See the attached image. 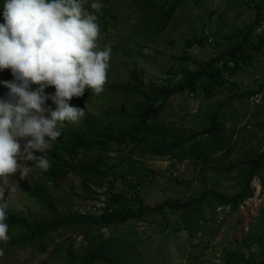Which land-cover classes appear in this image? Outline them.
Segmentation results:
<instances>
[{"label": "rangeland", "instance_id": "obj_1", "mask_svg": "<svg viewBox=\"0 0 264 264\" xmlns=\"http://www.w3.org/2000/svg\"><path fill=\"white\" fill-rule=\"evenodd\" d=\"M93 2L100 3V9H104L103 24L108 26L107 29L99 22V10L91 8ZM82 3L86 11L97 16L96 22L100 27L97 41L99 48L101 50L105 47L111 48L107 80L100 94H94L86 88L82 96L73 97L69 101L70 105L83 109L84 115L75 123L67 120L58 122L57 129L60 124L77 126L88 113L102 122L129 125L135 119L133 107L138 98L133 95L127 96L128 94L125 95L121 91H113L109 88L110 84L115 82L136 84L131 73L136 65L143 68L144 83L148 79H153L161 85L169 77L167 75L169 68L179 63V59L183 57L187 39L204 37L202 44H195L187 51L190 58L200 62L212 60L243 41L256 17L254 6L256 4L262 6L264 0H181L175 16L159 33L149 31L152 22L149 15L143 23L141 22L142 14L133 5V0H82ZM257 26L258 28L252 32L250 45L254 42L258 44L262 33L264 36L263 24ZM144 29L145 31H142ZM248 51L254 55L251 64L246 63L243 69L224 75V81L213 90L211 97H207L203 92L195 95L189 91L177 94L169 99L161 114V117L164 116L161 120L167 119L168 122L174 123L170 135H189L202 124L210 123V115L218 109L228 136L233 135L228 149L218 153V157L227 158L223 160L227 164L252 155V148L259 142L264 149V97L261 99L262 104L258 105L256 99H253L254 95L238 96L251 88L257 89L261 84L264 85V45L261 50L248 46ZM163 55L166 58L163 59ZM182 64L185 68H193L195 65L190 61ZM6 74L12 76L11 70H7L6 73L0 71V76ZM37 87L38 85H35V89ZM44 91L51 96L55 93V88L48 86ZM44 106L53 110L56 107L51 99H48ZM121 113H126L124 118L121 117ZM130 115L133 116L131 120ZM20 142L23 146L25 141ZM115 149L114 147L110 152V164L116 161L118 152ZM34 155H44L49 163L51 161L46 152L34 150ZM123 155L124 153L120 157ZM132 157L135 162L130 164L135 167L134 170L125 163L124 166L114 167L113 173H123L129 176L128 179L135 176L136 180L137 176L143 173L140 163L161 172L162 174L157 176L159 177L157 182H154V176L144 180L143 202L150 206H155L170 197L182 201L193 196V193L184 186L167 182L166 177L171 172L173 176L191 177L197 175L198 170L205 166L195 165L191 161H177L176 168H171L172 163L176 162L172 161L171 157L151 155L141 157L137 152L132 153ZM21 162L31 167V171L23 180L20 179L19 173L10 177V182L18 184L19 187L15 192L6 191L5 196L0 199V205L10 207L19 216L30 215L42 220L44 215L28 192L31 185L50 168L44 171L36 167L34 161ZM136 171L138 173L134 174ZM111 177L97 178L90 182L91 188L98 192L97 195L85 191V182L82 178L72 174L67 178L58 179L52 185L46 183L45 187L59 198L62 214L89 211L99 213L107 203L106 192L109 190ZM211 177L216 181L215 187L218 192L235 194L239 189L236 173L223 172L219 175L216 169L210 167L203 175L202 182L205 186L197 183L195 191L211 187L213 185ZM117 185L120 189L130 191L121 180ZM253 187L255 195L235 213L231 207H220L217 201L210 198L198 207L170 212L169 218L173 223L169 227L163 225L161 215L151 214L116 226H95L90 229V234L102 233L104 239H109L117 245L119 255L129 260V264H221L225 248H234L237 245L236 238L240 237V233L248 232L249 224L257 223L255 218L264 207V184L256 178ZM85 232L86 226H81L76 231L61 229L53 232L45 240L48 244L46 251L34 248L10 250L6 247V242L0 241V250L3 251V255H0V264H65L69 251L74 256L82 255L85 251Z\"/></svg>", "mask_w": 264, "mask_h": 264}, {"label": "trees", "instance_id": "obj_2", "mask_svg": "<svg viewBox=\"0 0 264 264\" xmlns=\"http://www.w3.org/2000/svg\"><path fill=\"white\" fill-rule=\"evenodd\" d=\"M4 3L5 0H0V23L4 22ZM180 3L181 0H133V5L142 14V23L147 15L152 18L149 31H155V33L163 31L169 25ZM256 6H254L256 9L255 20L243 41L228 48L212 60L200 62L190 58L187 51L195 44H202L204 37L187 39L184 44L183 57L179 59V63H175L169 68L167 71L169 77L161 85H158L153 79H148L144 83L143 68L136 65L134 71L131 72L136 84L133 85L130 82L110 84L109 88L113 91H121L125 95L128 94L127 96L133 95L138 98L133 107L135 119L129 125H118L111 121L102 122L89 113L77 126L60 124L58 126L60 136L52 142L51 148L46 151L51 157L50 169L31 185V190L28 192L44 218L39 220L30 215L22 217L12 211L10 207L3 206L6 212L5 223L8 225L7 234L9 236L6 247L10 250L34 248L46 251L48 244L45 240L53 232L61 229L76 231L79 227L86 226L85 251L79 256H74L69 251L65 264H129V260L119 255L116 244L114 245L109 239H104L102 233L91 235L90 229L95 226H116L131 219H139L151 214L161 215L163 225L169 227L173 223L169 218L170 212H180L198 207L210 198L217 201L220 207H231L234 213L240 210L244 203L255 195L253 181L259 178L264 184V149L261 142L252 148V155L241 157L237 161L227 164L223 161L227 158L218 157V153L228 149L233 135L228 136L226 126L220 120L221 114L218 109L210 115V123L202 124L197 130H192L193 132L189 135H170L174 123L168 122L167 119L161 120L164 117H161V114L172 96L189 91L193 95L203 92L207 97H211L213 90L224 81V75L233 74L243 69L246 63L251 64L254 55L249 53L248 46L261 50L264 45L263 33L258 44L254 42L250 45L252 32L258 28L257 25L263 24L264 26V4L262 6L256 4ZM103 13L104 9H99V22L107 29L108 26L103 24L105 20ZM162 58L164 59L166 56L163 55ZM185 61L194 63V67H183L182 62ZM7 70L10 69L0 71L6 73ZM12 80L11 74L0 76V99H7L10 91L3 82ZM31 87L35 90V85ZM263 88L264 85L261 84L257 89L251 88L238 96L263 94ZM125 114L121 113V117L124 118ZM131 119L133 116L130 115L129 120ZM114 147L118 155L116 161L110 164V152L114 150ZM135 152L141 157L147 155L171 157L172 161H176L172 163L173 167L171 168H176L177 161H191L200 166L205 164L198 170L197 175L181 177L173 176L171 172L166 177L167 182L184 186L193 193V196L182 201L170 197L155 206L144 204L142 193L144 180L154 176V182H157L156 180L159 179L157 176L162 173L148 168L143 163H140L143 173H140L136 180L135 176L128 179L129 176L123 173H113L114 167L124 166L125 163L131 166V170H134L135 167L130 163L135 162L132 157V153ZM123 153L124 155L120 157ZM213 163L216 165L214 166ZM210 167L216 169L219 175L223 172L236 173L238 191L235 194L218 192L215 187L216 181L212 177L210 178L213 184L211 187L195 191L197 183L204 185L203 175L208 172ZM136 173L138 172L136 171L134 174ZM70 174L81 177L85 182V191L94 195H97L98 192L91 188L90 182L97 178H109L114 175L111 177L110 187L106 192L107 203L101 212L89 211L72 214L60 212L59 198L51 194L45 185L46 183L52 185L58 179L67 178ZM119 180L123 181V185L128 186L130 191L124 188L120 189L117 185ZM255 219L257 223L249 224L248 232L240 233V237L236 238L237 245L234 248H225L222 252L221 264H264V207Z\"/></svg>", "mask_w": 264, "mask_h": 264}, {"label": "clouds", "instance_id": "obj_3", "mask_svg": "<svg viewBox=\"0 0 264 264\" xmlns=\"http://www.w3.org/2000/svg\"><path fill=\"white\" fill-rule=\"evenodd\" d=\"M91 8L98 11L101 4L93 2ZM3 20L0 70L10 69L14 79L3 82L10 91L0 99V199L19 187L10 177L19 173L23 180L31 171L21 161L48 170L47 157L34 155V150L50 149L61 134L58 122L75 123L84 115L70 105L73 97L86 88L103 92L111 53L110 47L99 48L97 16L84 9L82 0H5ZM32 85L38 87L33 90ZM48 86L55 88L51 96L44 91ZM48 99L54 110L44 106ZM5 220L0 206V241L7 242Z\"/></svg>", "mask_w": 264, "mask_h": 264}, {"label": "built area", "instance_id": "obj_4", "mask_svg": "<svg viewBox=\"0 0 264 264\" xmlns=\"http://www.w3.org/2000/svg\"><path fill=\"white\" fill-rule=\"evenodd\" d=\"M263 98V94L262 93H255L253 96V99H256L257 104H261V99Z\"/></svg>", "mask_w": 264, "mask_h": 264}]
</instances>
